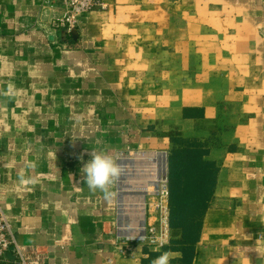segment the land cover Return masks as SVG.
<instances>
[{"label":"crops","instance_id":"obj_1","mask_svg":"<svg viewBox=\"0 0 264 264\" xmlns=\"http://www.w3.org/2000/svg\"><path fill=\"white\" fill-rule=\"evenodd\" d=\"M44 2L0 0V210L22 255L0 264H152L120 238L117 184L105 200L82 168L165 150L170 172L179 141L212 167L182 202L203 210L189 264H264V0H102L76 40Z\"/></svg>","mask_w":264,"mask_h":264},{"label":"built area","instance_id":"obj_2","mask_svg":"<svg viewBox=\"0 0 264 264\" xmlns=\"http://www.w3.org/2000/svg\"><path fill=\"white\" fill-rule=\"evenodd\" d=\"M44 7L58 12L61 10L51 20V31L55 36L62 34L66 38H70L72 33L78 30L83 15L103 9L105 5L102 0H45ZM153 153L156 152H120L118 154V161L123 166V174L116 183L119 214L118 233L122 242L127 245V252L132 251L131 246L133 245L166 247L172 240L169 164L165 167L162 161L155 159ZM165 154L169 157L168 153L165 152ZM124 182L127 185H124ZM126 186L131 194L129 199L133 202L132 206L136 207L141 202L143 203L142 238L126 235L121 226V197ZM141 195H144L143 201L140 200ZM129 206L131 207V204ZM11 249L14 254L22 256L11 225L0 210V262L5 261L6 255Z\"/></svg>","mask_w":264,"mask_h":264},{"label":"trees","instance_id":"obj_3","mask_svg":"<svg viewBox=\"0 0 264 264\" xmlns=\"http://www.w3.org/2000/svg\"><path fill=\"white\" fill-rule=\"evenodd\" d=\"M176 142V141H175ZM180 142V149L173 150L170 156V225L172 229L181 230V239H174L170 247L163 252L179 251L182 264H189L193 259L194 247L199 234L197 220L202 213L200 208H188L184 197L195 196V192L211 189V165L201 161V155L208 150L198 141ZM178 143V142H176ZM186 187L185 194L180 195V187ZM209 195V191H208ZM161 253L150 254L155 259Z\"/></svg>","mask_w":264,"mask_h":264},{"label":"clouds","instance_id":"obj_4","mask_svg":"<svg viewBox=\"0 0 264 264\" xmlns=\"http://www.w3.org/2000/svg\"><path fill=\"white\" fill-rule=\"evenodd\" d=\"M28 167L32 168L35 165L29 163ZM82 171L90 191L95 192L99 190L103 193L105 200L108 201L115 198L116 192L111 189L123 174V166L118 159L107 153H92L91 160L84 165ZM20 183L23 185L32 184L34 183V179L30 177L25 178L21 174ZM171 259L172 257L169 252H163L153 260L152 264H170Z\"/></svg>","mask_w":264,"mask_h":264},{"label":"bare ground","instance_id":"obj_5","mask_svg":"<svg viewBox=\"0 0 264 264\" xmlns=\"http://www.w3.org/2000/svg\"><path fill=\"white\" fill-rule=\"evenodd\" d=\"M152 155L155 156V159H158L159 161H162L163 165L165 167L168 166L167 154L156 152V153H153ZM124 185H127V183H125ZM128 189H129L128 186L124 187L123 194H122V197H121L122 198L121 199V214H120V216H121V219H120L121 226H122V229H124V227L126 225L130 224V223H124V222H129L130 220H133L132 216L129 217V218L127 217L126 221H125V219L123 220V218H122L123 213H126V212H127V214L131 213V212H133V210L136 209V207H139V208L136 209V212L134 214L135 223H134L133 226H136V227L132 228V230H135V231L129 232L130 229L128 231L127 227H126V231H128V234H127V232L125 230H123V231H124V233H126V235H132L133 237L134 236L143 237V224H144V209H143V206H142L143 203L141 202V204H139V206L133 207L132 206L133 202H131V200L129 199L131 194H129ZM140 198H141L140 200L143 201L144 195H141ZM130 204H131V207L129 206Z\"/></svg>","mask_w":264,"mask_h":264},{"label":"rangeland","instance_id":"obj_6","mask_svg":"<svg viewBox=\"0 0 264 264\" xmlns=\"http://www.w3.org/2000/svg\"><path fill=\"white\" fill-rule=\"evenodd\" d=\"M149 152H152V151H149ZM154 152V151H153ZM161 152H164L165 153V150L164 151H161ZM166 153H168L167 151H166ZM137 208H139V207H136V209ZM136 209L135 210H133V212H131V213H128L127 214V212L126 213H123V215H122V218H123V220L125 219V221L127 220V217L129 218V217H131L132 216V218H133V220H130L129 222H124V223H130V224H128V225H126L125 227H124V229L123 230H125L126 231V227L128 228V231H129V229H130V231L129 232H131V231H135V230H132V228H135L136 226H133L134 225V223H135V219H134V214H135V212H136ZM127 214V215H126ZM172 229V228H171ZM128 231H126L127 232V234H128ZM173 231H174V229H172V240L170 241V244L168 245V246H166V247H170L171 246V244H172V241L174 240V235H173ZM134 237H136V236H134ZM136 238H142V237H136ZM128 245H132V244H130V243H127ZM138 245V244H137ZM137 245H133V246H137ZM133 246H131L132 247V249H133ZM138 246H143V247H145V248H147V249H151V250H154L153 252H156V253H163V251H164V248H166V247H159L158 245H138ZM148 251V250H147ZM173 252H175V251H173ZM170 253V252H169Z\"/></svg>","mask_w":264,"mask_h":264},{"label":"water","instance_id":"obj_7","mask_svg":"<svg viewBox=\"0 0 264 264\" xmlns=\"http://www.w3.org/2000/svg\"><path fill=\"white\" fill-rule=\"evenodd\" d=\"M72 38H73L74 40H76V39L78 38V33H77V31H74V32L72 33ZM12 254H13V249H11L10 252H9L6 256H8V255H11V256H12Z\"/></svg>","mask_w":264,"mask_h":264}]
</instances>
